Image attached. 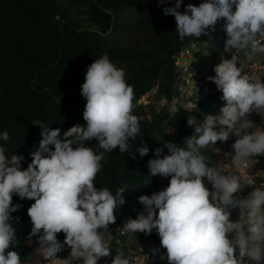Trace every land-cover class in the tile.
<instances>
[{
	"label": "clouds",
	"instance_id": "9594fccd",
	"mask_svg": "<svg viewBox=\"0 0 264 264\" xmlns=\"http://www.w3.org/2000/svg\"><path fill=\"white\" fill-rule=\"evenodd\" d=\"M165 2L160 0V5ZM182 2L175 0L174 6L163 7L166 16H174L181 40L204 36L210 27L214 31L213 26L223 18L226 52H243L246 60L264 54V0H203L198 6L187 4L181 12ZM243 69L237 55L222 58L215 66V76L208 79L222 91L221 99L226 102L220 114H207L203 122L190 116L191 137L182 144L165 141L168 154L163 158H159L162 149L155 150L157 158L148 162L149 176L170 177L168 186L151 196L141 195L138 200L144 210L135 219L124 218L109 226L116 221L117 208L126 203L122 195L126 188L113 194L107 187L97 189L94 181L105 153L117 148L128 153L129 141L141 129L133 114L134 88L127 83L124 69L106 53L95 59L87 66L81 85L86 127L72 126L61 138L59 128L35 121L42 139L26 170H21L23 156L8 157L0 147V264H26L14 250L19 241L11 213L20 207L12 203L14 194L35 201L27 210L33 225L28 241L37 237L39 247L28 246L36 258L39 251L43 264H104L107 256L112 264H134L139 249L150 244L164 248L161 264L165 259L168 264H264V184L256 186L260 173L242 178L231 170L244 168L250 161L258 163L255 158L264 156V124L257 126L249 119L252 113L264 118V79L245 74ZM230 135L236 137L233 151L224 154L231 158L230 163L218 168L213 149L216 153L221 150L214 146L217 141H228ZM0 139L7 142L9 133L4 131ZM93 139L102 149L99 153L85 146ZM209 146L215 166L201 152ZM136 151L143 157L149 148L142 144ZM207 181L212 191L205 185ZM245 186H254V190L247 187L248 193L236 197ZM234 209L239 210L236 221L231 219ZM122 222L118 231L126 235L118 236L119 243L111 236L106 239L108 232L116 235L115 227ZM153 229L160 238L158 243L139 244L130 239L131 234L147 235ZM60 232L65 234L63 243L57 240ZM65 245L71 249L69 255L58 257Z\"/></svg>",
	"mask_w": 264,
	"mask_h": 264
},
{
	"label": "trees",
	"instance_id": "16d2710c",
	"mask_svg": "<svg viewBox=\"0 0 264 264\" xmlns=\"http://www.w3.org/2000/svg\"><path fill=\"white\" fill-rule=\"evenodd\" d=\"M201 2L183 0L179 10L183 12L187 4L198 6ZM174 4L175 0H166L163 5L160 0H0V134L7 131L10 137L7 142L0 139V147L5 148L8 157H24L21 170L27 169L31 153L42 139L41 127L33 124L35 121L59 128L61 138L72 126L86 127L81 85L87 66L95 59L106 53L118 68L124 69L127 83L134 88L133 114L139 118L141 134L129 141L128 153L118 148L105 153L94 181L97 189L107 187L113 194L120 187L126 188L122 194L126 203L117 208L116 221L109 226L124 218L135 219L144 210L138 198L168 186L170 177L149 176L148 162L157 158L155 150L162 149L159 158H163L168 154L165 141L182 144L194 133L184 110L169 117L168 107L157 104L175 94L176 58L184 46L203 37L179 38L174 16L163 12V7ZM119 31L122 37L116 40ZM156 86L153 102L144 104ZM211 101L203 99V104ZM171 129L174 135L169 133ZM96 144L95 139L85 142L99 153L102 149ZM142 144L149 148L143 157L136 151ZM211 151V146L201 150L205 157ZM206 159L215 166L213 160ZM260 161L264 169V156ZM246 193L245 186L234 195L239 198ZM34 202L16 194L12 199L14 205H20L11 213L19 241L14 250L26 264H36V254L28 244L39 247L37 237L28 241L33 225L27 210ZM238 217L239 210H232L231 219L236 221ZM64 239L63 232L57 233L59 242ZM130 239L139 244L160 242L155 229L147 235L131 234ZM70 251L65 245L58 257L66 258Z\"/></svg>",
	"mask_w": 264,
	"mask_h": 264
},
{
	"label": "built area",
	"instance_id": "2783aa9c",
	"mask_svg": "<svg viewBox=\"0 0 264 264\" xmlns=\"http://www.w3.org/2000/svg\"><path fill=\"white\" fill-rule=\"evenodd\" d=\"M235 7V6H233ZM225 20L223 18L218 19L217 23L206 29L207 34L203 36L200 40L188 42L182 49L179 56L176 58V79L174 81L173 87L175 94L172 95L170 100L161 99L157 103L159 107H168L169 117L174 116L179 110H184L186 112V121L189 116L187 112H194L193 116L198 122H203L204 116L207 114L219 115L220 109L225 105V101H222V91L217 89L215 83L210 81L208 77L215 76L214 68L218 65L222 58H230L232 55H237L240 62L244 63V73L245 74H256L264 79V54H256L252 60H246L243 52H237L235 49H230L225 51L224 44L227 38L226 33L223 31V25ZM208 30V31H207ZM216 40L215 46L212 48L208 59H201L200 54L202 49L207 45L211 44L213 40ZM215 55V56H214ZM239 66V65H238ZM158 86L155 87L154 91L150 94V99L153 102V96L156 94ZM212 98V101L208 104H204L202 107L203 99ZM202 102V103H201ZM219 107L218 104L222 103ZM211 108H207V107ZM257 126L261 125V116L257 113H252L249 116ZM189 126V125H188ZM194 130V126H189ZM219 130V126H217ZM251 131V130H249ZM236 137L230 135L228 141L222 142L217 141L214 148H219L221 151L219 153L214 152L216 157L218 168L224 167L225 164L230 163V157L225 158V153H231L233 150L231 145L235 142ZM255 161H250L244 168L233 167L231 170L236 172L242 178L248 175H255L260 173L256 180V186L264 184V169L260 167V156L255 158ZM209 190L212 191V186L210 183L205 182ZM254 190V186H247ZM124 222L120 223L115 227V234L110 232L107 233L106 239L111 236V240H115L119 243L118 236H125L126 234H121L118 229L123 227ZM117 236V238L115 237ZM153 250L155 254H153ZM164 248L160 244H150L139 249L138 255L133 258L134 264H161L163 259ZM148 257L145 258V256ZM104 264H112V258L109 256L105 257Z\"/></svg>",
	"mask_w": 264,
	"mask_h": 264
},
{
	"label": "rangeland",
	"instance_id": "374dc122",
	"mask_svg": "<svg viewBox=\"0 0 264 264\" xmlns=\"http://www.w3.org/2000/svg\"><path fill=\"white\" fill-rule=\"evenodd\" d=\"M233 11H235V7H233ZM127 22V21H126ZM208 31V30H207ZM122 37V32L121 31H119L117 34H115V39L116 40H118V39H120ZM215 43H216V40L214 39L213 40V42L211 43V44H209V45H207L204 49H202V53L200 54V56H201V59H208V56H209V54L211 53V51H212V48L215 46ZM145 103L144 104H150L152 101H151V99H149V100H147V99H145ZM223 101V100H222ZM222 104H223V102L220 104H218V106L219 107H221L222 106ZM202 107H204V104H202ZM207 108H211L210 106L209 107H207ZM194 112L192 111V112H187V115L190 117H192L194 114H193ZM169 133H172V135H174L175 134V131L174 130H170L169 131ZM206 157H209L210 158V160H214L215 158H214V156H213V154L211 153L209 156H206ZM210 189V188H209ZM157 215H158V210H157ZM36 253H37V255H38V258H36L35 259V263L36 264H43V263H45V261H43V258L41 257V254L39 253V251H36Z\"/></svg>",
	"mask_w": 264,
	"mask_h": 264
},
{
	"label": "crops",
	"instance_id": "0c3cea01",
	"mask_svg": "<svg viewBox=\"0 0 264 264\" xmlns=\"http://www.w3.org/2000/svg\"><path fill=\"white\" fill-rule=\"evenodd\" d=\"M165 261H166V262H165L164 264H168V261H167V259H165Z\"/></svg>",
	"mask_w": 264,
	"mask_h": 264
}]
</instances>
